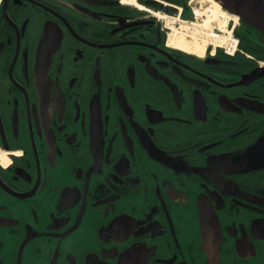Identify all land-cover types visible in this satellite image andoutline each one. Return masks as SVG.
<instances>
[{
	"label": "flooded vegetation",
	"instance_id": "flooded-vegetation-1",
	"mask_svg": "<svg viewBox=\"0 0 264 264\" xmlns=\"http://www.w3.org/2000/svg\"><path fill=\"white\" fill-rule=\"evenodd\" d=\"M199 1L0 0V264H264V27Z\"/></svg>",
	"mask_w": 264,
	"mask_h": 264
},
{
	"label": "bare ground",
	"instance_id": "bare-ground-1",
	"mask_svg": "<svg viewBox=\"0 0 264 264\" xmlns=\"http://www.w3.org/2000/svg\"><path fill=\"white\" fill-rule=\"evenodd\" d=\"M191 9L194 16L192 20L173 18L163 13L156 14L164 20L169 44L184 49L189 55L198 54L199 56L205 55L209 44H214L210 53L215 52L216 44L225 45L227 37L224 36V31L227 29L226 26L235 19L211 0L207 4L201 0L193 2ZM178 21H180L179 25ZM231 49L232 47H229V50ZM6 154L0 151L1 162H8Z\"/></svg>",
	"mask_w": 264,
	"mask_h": 264
},
{
	"label": "water",
	"instance_id": "water-1",
	"mask_svg": "<svg viewBox=\"0 0 264 264\" xmlns=\"http://www.w3.org/2000/svg\"><path fill=\"white\" fill-rule=\"evenodd\" d=\"M222 4L231 11L232 9L234 10L236 6L239 8L246 7L242 12L252 18V23L255 26L264 27V21L260 18V15L264 14V7L261 3H258L257 0H254V3H247L245 0H224ZM229 4L232 8L229 7Z\"/></svg>",
	"mask_w": 264,
	"mask_h": 264
},
{
	"label": "built area",
	"instance_id": "built-area-1",
	"mask_svg": "<svg viewBox=\"0 0 264 264\" xmlns=\"http://www.w3.org/2000/svg\"><path fill=\"white\" fill-rule=\"evenodd\" d=\"M226 21V20H224ZM180 23V21H178ZM226 30L224 31V36L227 37L226 44H216V46H221L226 53L233 54L236 49V39L234 38L232 34V28L228 29V26H226ZM214 46V44H212ZM215 46V47H216ZM229 47H232L231 50H229ZM213 49V48H212Z\"/></svg>",
	"mask_w": 264,
	"mask_h": 264
}]
</instances>
